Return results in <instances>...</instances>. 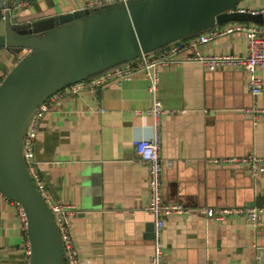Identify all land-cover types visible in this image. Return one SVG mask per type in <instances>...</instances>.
I'll return each mask as SVG.
<instances>
[{
  "label": "crops",
  "instance_id": "crops-1",
  "mask_svg": "<svg viewBox=\"0 0 264 264\" xmlns=\"http://www.w3.org/2000/svg\"><path fill=\"white\" fill-rule=\"evenodd\" d=\"M14 21L26 22L85 7L91 0H26ZM240 8L264 9V0H242ZM203 53L246 52L241 32L199 44ZM190 52L189 50L185 51ZM20 55V54H19ZM0 47V82L18 60ZM154 95L160 115V155L171 165L161 177L162 198L191 211L166 217L163 264H264V214L253 224L237 214L208 219L203 208L264 206V171L218 165L209 157L264 156V66L256 69L263 87L252 95L239 68L206 69L199 61L159 67ZM150 79L135 73L96 92L49 102L34 148L36 171L48 198L72 204L71 236L79 264H151L152 215L146 210V166L133 140L150 137ZM25 238L16 209L0 192V264H27Z\"/></svg>",
  "mask_w": 264,
  "mask_h": 264
},
{
  "label": "water",
  "instance_id": "water-1",
  "mask_svg": "<svg viewBox=\"0 0 264 264\" xmlns=\"http://www.w3.org/2000/svg\"><path fill=\"white\" fill-rule=\"evenodd\" d=\"M241 1L129 0L26 22L6 12L0 47L27 52L0 82V192L25 210L28 264H67L52 211L22 156L24 129L38 104L68 84L215 25L247 21L264 26V9L238 10ZM9 2L0 0V7Z\"/></svg>",
  "mask_w": 264,
  "mask_h": 264
},
{
  "label": "built area",
  "instance_id": "built-area-1",
  "mask_svg": "<svg viewBox=\"0 0 264 264\" xmlns=\"http://www.w3.org/2000/svg\"><path fill=\"white\" fill-rule=\"evenodd\" d=\"M129 0H91L85 7L100 9L103 6L119 3L125 4ZM27 4L26 0H10L7 6L0 7V20L5 18L6 12L14 13L19 8ZM238 10H245L237 7ZM231 11L235 7L230 8ZM241 32L246 38V52L242 55L225 52L221 54L203 53L197 47L199 44L213 40L214 38L233 33ZM190 52L186 53L185 51ZM27 52L23 49L17 55L18 59ZM184 61H199L206 69L216 68H239L243 69L247 75V83L252 95H258L262 91V78L257 75L256 69L264 66V26L247 21L227 22L215 25L200 34L187 38L172 41L162 48L143 53L138 57L112 66L91 77L75 81L62 89L56 91L38 104L24 129L22 138V156L29 174L41 195L48 203L55 219L63 246L67 264H79V257L71 236V217L77 211L72 204L51 201L44 188V184L36 171L34 161V148L36 137L42 117L49 108V102L55 101L63 96L76 95L84 92L94 93L101 86L114 80L135 74H146L151 82L150 89L153 94L151 105L147 114L152 118V134L150 137L137 138L133 140L137 159L146 166L148 182V203L146 210L152 215V253L150 255L151 264H163V244L162 233L165 226L166 217L169 214H181L191 211L179 203H168L162 198L161 177L163 169L170 166L169 160H164L160 155V139L158 134V123L160 115L165 113L161 101L155 97L156 78L159 67L177 65ZM253 115L264 113V108L252 107L246 110ZM207 161L212 164L228 165L237 164L246 166L249 174L258 176L264 171V156L248 153L240 156L209 157ZM6 197V196H5ZM7 198V197H6ZM9 199V198H8ZM11 200V199H9ZM16 209L20 229L25 238V259L28 264L30 255V245L27 237V216L23 206L11 200ZM208 219L222 220L231 215H243L250 223H255L260 215L264 214V206H219L203 208Z\"/></svg>",
  "mask_w": 264,
  "mask_h": 264
}]
</instances>
